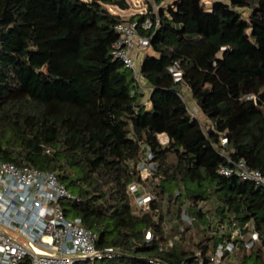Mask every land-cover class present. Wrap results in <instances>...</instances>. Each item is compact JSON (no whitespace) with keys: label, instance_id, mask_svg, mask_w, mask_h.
Returning a JSON list of instances; mask_svg holds the SVG:
<instances>
[{"label":"trees","instance_id":"obj_1","mask_svg":"<svg viewBox=\"0 0 264 264\" xmlns=\"http://www.w3.org/2000/svg\"><path fill=\"white\" fill-rule=\"evenodd\" d=\"M117 1L0 0V160L56 173L65 215L121 253L78 264H211L225 236L206 226L231 219L261 241L230 264H264V187L219 172L231 157L264 174V0H155L130 18ZM148 18L142 83L113 45L119 23ZM142 146L158 166L147 211L129 193Z\"/></svg>","mask_w":264,"mask_h":264},{"label":"built area","instance_id":"obj_2","mask_svg":"<svg viewBox=\"0 0 264 264\" xmlns=\"http://www.w3.org/2000/svg\"><path fill=\"white\" fill-rule=\"evenodd\" d=\"M159 25V18H148L142 24L135 20L116 26L120 37L113 45V54L133 71L138 82H141V73L137 60L151 46V39L140 34L139 29L142 27L149 30ZM171 71L176 80L181 78L182 72L178 65L173 66ZM180 96L186 100L184 90L180 91ZM190 111L192 115L198 116L196 110ZM159 139L162 143L169 141L165 133L159 134ZM226 143L227 140L222 139V144ZM228 161L229 165L219 170L222 175L236 174L264 187V174L261 171L251 169L244 160L235 161L228 157ZM136 167L141 182L131 184L129 193L138 209L147 211L151 202L156 200L152 189L158 180L155 154L148 146H142V158ZM150 181L152 183L145 185ZM74 198L56 173L0 160V264H78L119 257L121 253L118 248L100 249L97 232L86 228L80 220L65 215L61 201ZM181 220L183 224H193V218L185 211ZM236 224L231 219L225 222L213 221L206 226L211 234L225 236L210 258L211 264H227L226 261L240 245L251 249L261 241L257 230H253L251 237L246 238L244 228ZM181 229L184 230V227ZM154 238V234L149 231L147 239ZM172 244L173 241H170ZM151 263L166 264L157 260H151Z\"/></svg>","mask_w":264,"mask_h":264},{"label":"rangeland","instance_id":"obj_3","mask_svg":"<svg viewBox=\"0 0 264 264\" xmlns=\"http://www.w3.org/2000/svg\"><path fill=\"white\" fill-rule=\"evenodd\" d=\"M127 3H128V8H126L125 10H121L118 6H115V8H111V10H113L114 12H119L121 14H123L124 16H126V18H130L132 16H134L135 14H138V13H143L146 11V6H150V4L153 6L154 10L156 11L157 10V6L154 4L155 3V0H126ZM171 1V0H170ZM169 0H166L163 2L164 5H168L170 3ZM206 3H210L211 0H204ZM154 2V3H153ZM146 54V53H145ZM145 54H141V56L138 58L137 60V67H138V70L140 71L141 69V65H142V62L144 60V57H145ZM141 79V82L142 83H146L142 77H140ZM148 88L146 87L145 90H147ZM187 87H184V92H185V96H186V100H187V103L189 105V108L190 110H196L197 111V114H198V118L201 119V121H203V123L205 122L202 118V115L200 113V109L198 107V104L197 102L193 99L194 101V104L192 102V95L190 94L189 90ZM135 204V202H134ZM227 264H230L231 263V260L230 258L226 261Z\"/></svg>","mask_w":264,"mask_h":264},{"label":"water","instance_id":"obj_4","mask_svg":"<svg viewBox=\"0 0 264 264\" xmlns=\"http://www.w3.org/2000/svg\"><path fill=\"white\" fill-rule=\"evenodd\" d=\"M116 6H118L121 10H125L126 9V5H125L123 0H118L116 2Z\"/></svg>","mask_w":264,"mask_h":264},{"label":"crops","instance_id":"obj_5","mask_svg":"<svg viewBox=\"0 0 264 264\" xmlns=\"http://www.w3.org/2000/svg\"><path fill=\"white\" fill-rule=\"evenodd\" d=\"M154 3V2H153ZM155 5H156V3H154ZM162 5H164L163 3H162ZM147 9H148V6H146V11H147ZM145 11V12H146ZM144 13V12H143ZM146 53V52H145ZM145 53H143V54H145ZM141 56V55H140ZM188 91V90H187ZM147 92H149V90L147 89ZM192 102H193V104H194V101H193V98H192ZM148 104V103H147ZM231 261H232V259H231Z\"/></svg>","mask_w":264,"mask_h":264}]
</instances>
